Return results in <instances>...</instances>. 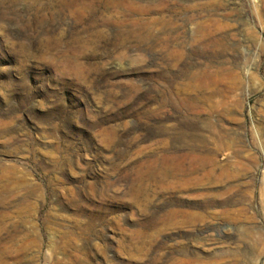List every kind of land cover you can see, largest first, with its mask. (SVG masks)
Returning <instances> with one entry per match:
<instances>
[{
	"label": "rangeland",
	"instance_id": "374dc122",
	"mask_svg": "<svg viewBox=\"0 0 264 264\" xmlns=\"http://www.w3.org/2000/svg\"><path fill=\"white\" fill-rule=\"evenodd\" d=\"M0 264H264V0H0Z\"/></svg>",
	"mask_w": 264,
	"mask_h": 264
},
{
	"label": "bare ground",
	"instance_id": "6f19581e",
	"mask_svg": "<svg viewBox=\"0 0 264 264\" xmlns=\"http://www.w3.org/2000/svg\"><path fill=\"white\" fill-rule=\"evenodd\" d=\"M141 21V20H140ZM139 23V22H138Z\"/></svg>",
	"mask_w": 264,
	"mask_h": 264
}]
</instances>
